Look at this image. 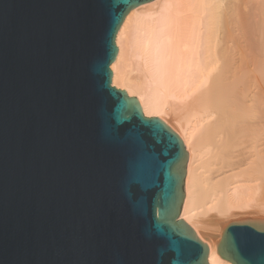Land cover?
Instances as JSON below:
<instances>
[{
    "label": "water",
    "instance_id": "1",
    "mask_svg": "<svg viewBox=\"0 0 264 264\" xmlns=\"http://www.w3.org/2000/svg\"><path fill=\"white\" fill-rule=\"evenodd\" d=\"M151 0H0V264H207L179 218L187 152L111 86L115 35ZM217 252L264 264V218Z\"/></svg>",
    "mask_w": 264,
    "mask_h": 264
},
{
    "label": "bare ground",
    "instance_id": "2",
    "mask_svg": "<svg viewBox=\"0 0 264 264\" xmlns=\"http://www.w3.org/2000/svg\"><path fill=\"white\" fill-rule=\"evenodd\" d=\"M111 86L187 152L182 219L207 264L238 218H264V0H151L115 35Z\"/></svg>",
    "mask_w": 264,
    "mask_h": 264
},
{
    "label": "rangeland",
    "instance_id": "3",
    "mask_svg": "<svg viewBox=\"0 0 264 264\" xmlns=\"http://www.w3.org/2000/svg\"><path fill=\"white\" fill-rule=\"evenodd\" d=\"M229 263V262H228ZM230 264V263H229Z\"/></svg>",
    "mask_w": 264,
    "mask_h": 264
}]
</instances>
